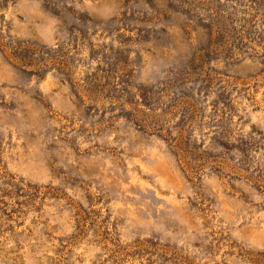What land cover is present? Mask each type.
Instances as JSON below:
<instances>
[{
  "label": "rangeland",
  "instance_id": "1",
  "mask_svg": "<svg viewBox=\"0 0 264 264\" xmlns=\"http://www.w3.org/2000/svg\"><path fill=\"white\" fill-rule=\"evenodd\" d=\"M0 264H264V0H0Z\"/></svg>",
  "mask_w": 264,
  "mask_h": 264
}]
</instances>
